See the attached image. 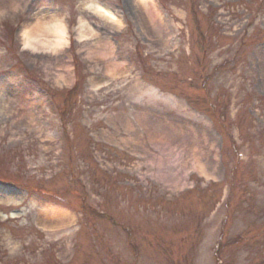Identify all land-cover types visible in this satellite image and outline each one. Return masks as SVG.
Segmentation results:
<instances>
[{"label":"rangeland","instance_id":"rangeland-1","mask_svg":"<svg viewBox=\"0 0 264 264\" xmlns=\"http://www.w3.org/2000/svg\"><path fill=\"white\" fill-rule=\"evenodd\" d=\"M155 3L160 25L135 0H0V199L18 203H0V264H264V0ZM56 11L97 36L23 47ZM96 42L112 51L81 69L71 54ZM90 74L108 85L90 91Z\"/></svg>","mask_w":264,"mask_h":264},{"label":"bare ground","instance_id":"bare-ground-1","mask_svg":"<svg viewBox=\"0 0 264 264\" xmlns=\"http://www.w3.org/2000/svg\"><path fill=\"white\" fill-rule=\"evenodd\" d=\"M136 4L141 7L143 10L146 20L148 23L153 25L155 24H161L162 22V17L161 13L158 10V7L155 3V0H135ZM15 9V7H11V10ZM5 10L1 11L0 13H3ZM81 11L82 13L87 11L96 16L99 20H102L103 22L110 24L114 26L116 29H121L123 27L122 21L114 15L109 9L105 8L103 5L97 2H88V3H83L81 6ZM77 37L79 39H84L87 38L91 40L92 38L96 37L97 34L95 33V30L91 26L90 23H88L83 15H81L78 19L77 23ZM28 30H20L19 31V39L20 42L22 43L23 47L26 48H32V51H37V52H43L51 55H55L59 52H61L64 48L67 47L68 43L66 40V33H67V26L66 22L64 19V16L61 13L56 12H49V13H39L34 17V20L32 23L28 24ZM30 32L32 39L35 40L36 42L32 43L30 41H25L23 38V33L24 32ZM101 43V42H100ZM96 42L95 44H92L88 47L89 55L92 57L93 60H103L104 57L108 55V52L112 51V46L106 42V48L105 46L104 49H102V45ZM40 48V49H39ZM103 50V52H101ZM68 70L69 67H66ZM119 70L115 69L112 67L111 64H109L106 67V75L107 77H114ZM57 80L61 83H66L68 84L69 81L65 79L64 76L61 74L58 75ZM107 82H99L97 81V77H93L91 80V86L97 87L98 85L105 84ZM148 91H145V93H148ZM30 123L36 124V121L32 118H29ZM131 130V128H129ZM196 166L194 167L197 169L200 173H204L206 170L199 164L200 162H195ZM15 199H11V197H4L0 199V203H5L7 206H16L18 203L14 201ZM33 202L37 205L40 206L39 208L41 209V213L39 214L42 220L46 222L48 219L51 220L56 224L60 226H65L66 224H72L74 221V218L72 215L69 213H66L63 210H60L57 207H54L53 205L50 204H43L39 201H34ZM17 213H13L10 215V218H15L17 217ZM3 219H5V216H2ZM48 222V221H47ZM53 223V224H54Z\"/></svg>","mask_w":264,"mask_h":264},{"label":"clouds","instance_id":"clouds-1","mask_svg":"<svg viewBox=\"0 0 264 264\" xmlns=\"http://www.w3.org/2000/svg\"><path fill=\"white\" fill-rule=\"evenodd\" d=\"M23 38L25 41H30L32 39L31 33L30 32H24L23 33Z\"/></svg>","mask_w":264,"mask_h":264}]
</instances>
